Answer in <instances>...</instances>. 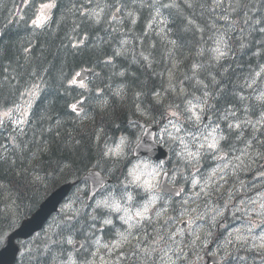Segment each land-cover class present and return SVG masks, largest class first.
<instances>
[{
  "label": "trees",
  "instance_id": "obj_1",
  "mask_svg": "<svg viewBox=\"0 0 264 264\" xmlns=\"http://www.w3.org/2000/svg\"><path fill=\"white\" fill-rule=\"evenodd\" d=\"M49 3L51 16L37 27ZM93 9H103L99 22ZM261 27L264 0H0V113L33 96L21 131L0 127V242L91 168L124 179L126 162L105 153L121 137L134 144L141 123L160 126L192 98L206 101L212 117L228 105L239 116L264 107L250 89L264 69ZM218 41L227 45L219 60ZM82 69L96 73L76 84ZM185 117L177 120L186 125ZM255 142L264 168V130ZM89 229L87 217L69 214L54 243L66 248L69 236L83 239Z\"/></svg>",
  "mask_w": 264,
  "mask_h": 264
},
{
  "label": "rangeland",
  "instance_id": "obj_2",
  "mask_svg": "<svg viewBox=\"0 0 264 264\" xmlns=\"http://www.w3.org/2000/svg\"><path fill=\"white\" fill-rule=\"evenodd\" d=\"M51 8H45L42 9L41 7L39 8V12L36 14V17L34 20H38L40 24L43 23L48 17H50L51 14ZM158 21V20H157ZM220 43H216L215 48L219 47L222 51H224L225 46H223ZM214 48V49H215ZM264 74V71H262L259 75H257V77H255V80L253 81V83L250 85V87H253L256 92H258V96L264 95V76H262ZM257 99V98H256ZM27 102L26 104H24L23 107L17 108V110H15L14 108L9 109L8 111H4L0 114L1 117V121L6 120V122H10L18 131H21L22 128H24V126L27 124V119H28V113H29V109L30 106H33V96L30 95L27 97ZM257 102H262L264 103V101L258 100ZM194 103V104H193ZM192 105H195L197 108V112L199 113V109L200 106L197 105V102H193ZM31 106V108H32ZM195 108V109H196ZM31 110V109H30ZM174 110H168L167 114H166V118L164 119L163 123L160 124L159 126V133H158V139L160 141L161 144H163L164 146H166L167 148L170 149L171 155H170V159L168 161L165 162H154L149 158H143V159H138L139 161H134V164L130 167L129 171L131 169H133L135 167L136 164L141 163L145 160L151 161L153 163V165H163V168L161 170V175L158 177V183L156 184V187L154 189L158 188V184L160 182L161 177L163 176V174L165 173L166 170H170L171 171V180L172 182H179L178 185L181 186V189H183L186 192V189L188 188L189 194L186 192L185 196L187 197V200H194L195 197H197L198 195L195 194V189L196 188H200V186H204L203 183H200L201 178L200 175H197V173H202V171H205V165H204V161L203 159L206 158V161L210 162V159H213L216 164L215 168H212L210 170V174L211 175H218V171L219 170H225L226 168H232L231 172L235 175L238 174V172L240 171L245 178H249L251 180H255V181H259V180H264V171L261 172H255L253 175L254 176H250L247 177V175L249 174L250 171L252 170H258V165H259V161L257 160L258 158V154L257 151L253 150V147L248 145L246 147H244L242 150H236L235 153L232 155V157H230L227 161L224 162H219L218 161V156H216V153L218 152H212L211 150H207V149H202L201 152L203 153L202 156L199 159L198 164H195L194 166H190L188 165V163L186 162V160L184 158H182L179 153L182 150V145L180 144V141L177 140H173L171 139V137L169 136V133H171L172 135H179V136H185L186 140L189 139V137L186 136V133L191 132L194 135H199V132H195V128L199 125H196L192 122L187 121L186 125H183V123L180 122V120H177L176 117H171V112ZM5 112H10L9 116H5L4 113ZM178 113V112H177ZM191 115V113L186 112L185 110L183 112H180V115ZM232 115V114H231ZM258 118L257 119H253V121L256 120L258 121L256 123L257 126H255V122L254 125L252 124V130L256 128H262L264 127V119H262V116H264V109H262L259 114H258ZM234 116V115H232ZM172 119L174 123H178L179 125L182 126L181 128V132L180 133H176L175 128L172 127L171 124L168 123L169 119ZM22 121V122H21ZM206 122L205 125H212L211 122H213V119H209L207 116L204 117L203 119V115H202V123ZM242 123H247V121H243L241 123H235L234 125L232 123H230L231 125H233V128L235 129H240ZM1 124V123H0ZM239 125V128H236L235 125ZM213 125H217V124H213ZM165 129H167V131H165ZM220 136L224 137L223 132H219L218 129V133H217V138L219 139ZM253 135V139L255 138ZM224 139V138H223ZM223 139H219V148H220V143H222ZM125 143L123 146V156L122 157H116V156H112L113 158H117V159H122V160H126L128 157L130 158L131 156V142L128 141L127 139H124ZM121 142V140L119 141V143ZM118 143V144H119ZM253 143V140L252 142ZM254 144V143H253ZM116 146H113L111 148H115ZM190 148L193 152L196 151V145H190ZM185 157L187 156V153L184 154ZM132 158V157H131ZM218 162V163H217ZM211 163V162H210ZM128 171V172H129ZM193 174H195V179H197L199 181V183L197 185H193L192 184V179H193ZM129 176V175H128ZM174 177V179H173ZM211 177V176H210ZM206 179H208L206 177ZM212 180V177H211ZM211 180L209 183V186H211ZM129 181H131V177L129 176V180L127 182H123L122 184V189H123V193L122 194H118V191L116 190L117 186H113L110 189H108L103 195H101L99 197V199H97V201L95 202V204L89 209V213H92L95 210H101L103 212H106V210H111L109 208H105L103 206L97 208V202L100 200H104V199H108L109 203H111L113 200L118 201L121 204V207L124 208L125 206H127L130 209V214L133 215V220L131 221V223L136 224V221L139 220V217H135V212L137 211H143V206L142 207H137L135 206V203L138 202L139 197L142 198L140 199L141 201H144L145 205L146 203H148L147 200V196H145L146 191L143 188H139L136 187L135 185H132L129 183ZM131 187H135L136 189V193H134L133 191L131 192H127L128 189H130ZM154 189L152 191H154ZM159 191V190H158ZM198 191V190H197ZM160 192V191H159ZM77 193H74L73 196L71 197L70 202L67 204V207L65 208L66 213L65 214H60L57 217H54L51 222L47 225V227L45 228V230L36 235L30 242H27L25 245V248L23 249V252L21 255H24V257L27 260V257L30 256L32 253H34L35 247L34 245L38 246L41 243H45V249L44 251L47 252L48 249L51 248V246L53 245V242L55 240V233L57 231V228L62 225L63 222V218L64 216L70 214V213H74L76 215H79L82 212H87L88 210V205L86 204L85 200H82L80 198L77 197ZM161 193V192H160ZM190 193L192 195H190ZM131 194L133 196V200L131 202L128 201L127 199V195ZM165 194H155L153 197H155V201L154 203H152L150 205L149 211L145 214L146 215V219H149L150 216L153 217L156 214V206L162 205V199L166 198L164 196ZM151 197V198H153ZM209 193L207 192V195H203L202 200L200 201H193L194 205L198 208V204H199V209L196 208V212L194 208L190 209V210H182V204L183 201L182 200H178L176 205H178L179 207H174L173 208V214L175 217L181 216L183 213L185 215V217H189L188 216V211L191 212V214L193 215H197L198 216H203L205 217L204 221L202 223H200L202 221V219H199V221H197V219H195L196 225H194L193 227H191L190 225H187L186 227H183V221L181 220L180 223L176 224L177 221H179L180 219L178 218H174L171 217V219H168V221L165 222L164 224V228H163V233H164V238L160 239V235H157L155 238L148 240V235H144L142 238L136 237V229H140L143 225H144V220L141 221V224L139 226H136L132 229V235L128 237V242H120V233H126L128 230V224H125L123 221L124 226L122 228H120L118 230V234H116V239L113 240L112 242L109 241H105L103 239V237L101 235H97L94 239L91 240V242L94 245V248L96 250V253L98 254H105L104 257H100V261L101 263H105V264H128V263H134L137 262L139 263L140 261V257L143 253L147 254L149 253L151 260H154L155 255L158 253V257L160 255V259H162V255L166 256V259H162L163 262L162 264H180V262L182 260L187 259L188 256H190L191 253H193L190 258L195 257L198 254V251H196L197 245L198 244H204L209 242V238L212 236L211 235H206L209 231H212V228L215 226H218L217 221L216 223L213 225L211 224V217L212 216H216L217 212L213 211L212 208H209ZM152 200V199H151ZM198 200V199H196ZM168 205H166L167 207ZM176 208H178L177 211H174ZM236 208V207H234ZM263 209L260 208L257 212V215L255 218L258 221H252L250 222L251 224L255 225V228L258 227V234L256 237V240H252L250 242V246L251 247H255L254 245H258L260 243L259 237L261 235H264V217H263V213H261V210ZM154 211V214H152L151 212ZM164 211H168V210H164ZM257 211V210H255ZM64 212V210H63ZM163 212L162 209L159 210V213ZM150 214V216H149ZM119 217L124 216L125 213L123 211L118 213ZM163 216H165V213H162L158 219L162 218ZM108 217V216H107ZM219 216H217L218 219ZM109 219V218H107ZM157 219V218H156ZM90 220L92 222H95V220H93L92 218H90ZM104 220H102L103 223V227L104 225ZM65 223V222H64ZM63 223V224H64ZM180 225V226H179ZM111 225H109L108 227H110ZM169 229V232H171L170 234L167 235V229ZM183 228V229H182ZM168 232V233H169ZM156 233V232H155ZM155 233H151V235L155 234ZM190 233H194L191 234ZM246 233V227L243 229V233ZM171 234H175L174 239H169V242L172 244V248L168 247L167 245V241H163L165 240L166 236L167 238L169 237V235ZM252 234V233H251ZM251 234H248L249 238H251ZM195 235H199L201 237L200 240H195ZM237 235V234H236ZM235 234H231L228 238L229 239H233L236 236ZM68 239L72 240V236L69 237ZM193 241H195L193 243ZM226 241H224L225 245H226ZM118 242H120L118 244ZM3 241L0 243V245H2ZM91 243V244H92ZM108 244L109 246L105 247L103 246V244ZM73 244V243H72ZM209 244V243H208ZM165 245V246H162ZM235 245V242L234 244ZM227 246V245H226ZM183 247H189L188 248V252L186 255H180V249ZM148 248V249H147ZM256 249H259L258 247H255ZM109 249H111L110 253L111 256L108 258H106L107 256V252L109 251ZM133 249H135V251H132ZM163 249H165L164 251H162ZM173 249V252H172ZM261 252L264 253V250L259 249ZM90 251V247L88 246V244H86L84 242L83 245V249L81 252V255H85ZM187 250L185 249V252ZM128 252V253H127ZM184 252V253H185ZM168 253H170L171 255H168ZM55 255L58 257L60 264H65V260L60 259L59 255L55 253ZM169 256H172V258H169ZM78 258L77 254L74 252L71 253L70 255V259L68 260V262L74 261L75 264H77L76 259ZM137 258V259H136ZM258 259H264V257H257ZM35 260V259H33ZM32 260V261H33ZM55 262V261H53ZM67 262V263H68ZM70 264V262L68 263ZM87 264H91L90 262Z\"/></svg>",
  "mask_w": 264,
  "mask_h": 264
},
{
  "label": "snow or ice",
  "instance_id": "obj_3",
  "mask_svg": "<svg viewBox=\"0 0 264 264\" xmlns=\"http://www.w3.org/2000/svg\"><path fill=\"white\" fill-rule=\"evenodd\" d=\"M51 7H55V4H43L41 5L42 9L45 8H51ZM99 7V5L97 6ZM163 7H169V5H163ZM100 11H103V9H100ZM100 11H96V9H93L90 12V17H93L96 19L97 22H99L100 19ZM117 11H119V9H117ZM131 15V13L129 14ZM135 22V21H133ZM257 24H261V21L257 20L256 21ZM33 24L36 25L37 27L41 26L39 19L38 20H34ZM260 31L264 32V27L260 28ZM222 41H218V43H221ZM225 47H227V45L225 44ZM213 51L216 53L215 59L219 60L220 58H222L223 56L226 55V53L224 51H222L219 47L213 49ZM117 55H119L120 53H116ZM145 59H147V57H145ZM261 71H264V69H261ZM121 75H123V73H121ZM259 75V74H257ZM35 88L38 89L39 85H34ZM117 95L120 94V90L117 91L116 93ZM156 95H159L158 93ZM205 95H207V93H205ZM258 100L264 101V95H261L259 97H257ZM158 102V101H157ZM105 104L107 103V101L104 102ZM204 103L206 104L207 102L204 101ZM188 107L185 109L186 112L191 113V115H188L185 117V119L189 122H192L196 125H200L202 124V113L204 111L203 107H201L200 112L198 113L195 108V105H192V102L189 101L188 102ZM139 107V106H138ZM72 110L73 112L77 111L76 105H72ZM5 116H9L10 112H5L4 113ZM171 117H176L177 119L179 118V113H177L176 111H172L171 112ZM262 119H264V116H262ZM22 122V121H21ZM169 124L172 125L173 128H175L176 133H180L181 132V128L182 126L179 125L178 123H174L173 120L170 118L168 121ZM233 125L229 124V128H232ZM236 128H239V125H235ZM218 129L219 126L218 125H204V127L200 130L199 135H194L191 132L186 133V136L189 137V139L186 140L185 136H179V135H172L171 133H169V136L171 137V139L173 140H179L180 144L183 146L181 152L179 153V155L184 158L186 160V162L188 163V165L190 166H194L195 164H198L200 157L202 156V149H207V150H211L212 152H217L220 150L219 148V139H223V136H220L219 139L217 138V133H218ZM165 131H167V129H165ZM125 141L124 139H121L120 145H124ZM196 145V151L193 152L190 148V145ZM185 153H187V156L185 157ZM123 150L121 149V147L118 145L117 148L115 150H113L112 148H109L108 151L105 153V155L108 156H116V157H122L123 156ZM163 168V165H155L152 168V172L155 175L156 178V184L158 183V177L161 175V170ZM134 169H131L128 172L129 176H132ZM164 175L166 176L167 173L165 172ZM174 179V177H173ZM211 180V177L208 178V180L205 181V184L209 183V181ZM192 184L195 186L199 183V181L197 179H195V174H193V179H192ZM130 184L135 185L136 187L139 188H143L145 191L147 192H151L153 190V188L151 186L144 188L143 184L140 182V178L138 176H134L133 179L131 181H129ZM201 191H204V188H201ZM207 195V193H205ZM127 199L129 202H131L133 200V196L131 194L127 195ZM155 197L152 198L151 201H149L148 203H146L145 205H143V211H137L135 212V217H139L140 219L136 221V224L131 223V221L133 220V215L130 214V209L125 206L124 208L121 207V204L118 201L113 200L111 203H109L108 199H104V200H100L97 202L96 207L99 208L101 206L105 207V208H109L114 212H121L123 211L125 213L124 216H121L120 219L125 223L128 224V230L126 233H120V242H128V237L131 236L132 233V229L136 226H139L141 224V221H143L144 219H146V213L149 211L150 205L152 203H154L155 201ZM223 215L222 212H217L216 216H212L211 217V224H215L217 221V216H221ZM195 219H203V216H198L196 218H194L193 220H190V225L194 224ZM104 224L106 225H110L112 224V220L111 219H105ZM255 228L254 224L249 223L246 226V233L241 234V230H237V235L235 236L234 240L233 239H229L226 241V245H233L234 242L235 244H238L240 247H244L248 244V240H249V236L248 234L253 233ZM194 234V233H190ZM206 235H211V232L209 231ZM231 235V234H230ZM175 234H171L169 235V239H174ZM163 235H160V239H163ZM201 237L199 235H195V240H200ZM260 243L258 245H254L255 247H258L261 250H264V235H261L259 237ZM118 242V244L120 243ZM195 241H193L194 243ZM68 244H72L73 241L71 239H68L67 241ZM105 247H107V245H105ZM223 247V246H222ZM180 255H183V252L181 251L179 253ZM228 255H230V252L228 251L227 248L224 249V258L227 259ZM70 264H75L74 261H70Z\"/></svg>",
  "mask_w": 264,
  "mask_h": 264
},
{
  "label": "flooded vegetation",
  "instance_id": "obj_4",
  "mask_svg": "<svg viewBox=\"0 0 264 264\" xmlns=\"http://www.w3.org/2000/svg\"><path fill=\"white\" fill-rule=\"evenodd\" d=\"M232 153V152H230ZM254 171H250L249 174L247 175V177L253 176ZM231 177V175H228L227 180L229 181V178ZM217 178V177H216ZM216 178H214V180H217ZM234 182L233 185H230V192L232 193V195L234 194L235 197V201L233 203V205L231 207H229V209L234 208L238 205V200L240 198H242V200L244 201V204L241 205V208H244L245 203H248V200L251 199L252 194H253V189L252 187L254 186V184L256 183L255 180H251L248 178H245L244 175L241 176L240 175V171L238 172V174L236 176H233ZM224 182V181H223ZM179 182H172L171 180V184L174 187H178L179 189H181V186L178 185ZM218 184V181L215 182ZM225 183V182H224ZM264 185V184H263ZM219 186V185H218ZM204 188V191H201V188ZM202 187L200 189H198V191H195V194H197L198 196L195 197V199H200V197L206 192L205 186L202 185ZM217 187H213V189H215ZM182 193H183V198L185 197L187 199V197L185 196L186 192L188 191V188L186 189V192L181 189ZM185 192V193H184ZM189 194V192H187ZM213 195L211 196V199L213 201H215V203L217 204H221V201L223 199V196L221 195L220 192L214 191L213 190ZM190 195H192L190 193ZM168 197V200L171 203L170 197L169 195L166 196ZM232 198V197H230ZM152 198L147 197L148 202L151 201ZM174 199V198H173ZM175 200V199H174ZM176 201V200H175ZM226 202V201H225ZM144 204V201L141 203V205L139 207H142ZM138 203H135V206H137ZM170 208L168 211H163V212H156V214L151 217L150 214V218L149 219H145L144 220V225L140 228V229H136V237H140L142 238L144 235H148V240L155 238L157 235H163V226L165 224L166 221H168V219H171V217H173V212L171 211V205H169ZM160 206H156V210L159 209ZM175 211V210H174ZM152 214H154V211L151 212ZM165 213V216H163L162 218L158 219L159 216ZM157 218V219H156ZM197 221H199V219H197ZM189 224L188 221L185 222L184 225ZM167 229V228H166ZM105 230L102 229V227L100 228V231ZM218 236L222 235V233L220 232V227L217 230ZM156 232V233H155ZM169 229H167V235H168ZM151 233H155L153 235H151ZM212 233V231H211ZM167 238V236H166ZM164 241V240H163ZM209 243V244H208ZM168 247H170L169 242H167ZM162 245V246H165ZM250 244H247L244 247H240L238 244L235 245H225L224 249L227 248L228 251L230 252V255H228L227 259L224 258V249L223 247L220 245L219 243V238H214L213 242L211 240V242H207L204 244H198L196 251H198V254L193 257V258H187L185 260H182L180 262V264H264V261L262 260H258V259H254V258H250L251 256H253V251L254 249H250ZM189 247H183L180 249V252L182 251L183 254L185 255V249L188 250ZM148 249V248H147ZM165 249H163L162 251H164ZM132 251H135V249H133ZM82 252V247L76 250V254L78 256V258L76 259L77 264H87V263H91V264H102L100 261V257H104L105 254H98L96 253V250L94 248H91L90 251L85 254V255H81ZM185 252V253H184ZM168 255H171L170 253H168ZM111 256L107 253V256ZM160 257V255H159ZM158 257V253L155 255L154 260H151V257L149 255V253L145 254L143 253L141 255V257L139 258L140 261L139 263L134 262V263H128V264H162L163 260L162 259H166V256L162 255V259H160ZM169 258H172V256H169ZM137 259V258H136ZM105 264V263H103ZM175 264V263H174Z\"/></svg>",
  "mask_w": 264,
  "mask_h": 264
},
{
  "label": "water",
  "instance_id": "obj_5",
  "mask_svg": "<svg viewBox=\"0 0 264 264\" xmlns=\"http://www.w3.org/2000/svg\"><path fill=\"white\" fill-rule=\"evenodd\" d=\"M93 70H83L78 76V80H88L93 75ZM168 150L156 141V127H147L141 137V140L134 148V157H149L154 161H161L168 158ZM168 175H164L162 189L167 194L179 196L176 189L167 185ZM83 181L89 183L88 203H91L95 196L110 182L98 170L89 171L83 178ZM80 181L66 183L57 188L45 201L39 209L30 217L25 219L21 226L9 235L8 240L0 251V264H14L19 254L20 248L16 244L18 239L27 240L34 234L42 230L49 218L58 211L59 206L69 196L73 188Z\"/></svg>",
  "mask_w": 264,
  "mask_h": 264
},
{
  "label": "clouds",
  "instance_id": "obj_6",
  "mask_svg": "<svg viewBox=\"0 0 264 264\" xmlns=\"http://www.w3.org/2000/svg\"><path fill=\"white\" fill-rule=\"evenodd\" d=\"M118 145L123 150L124 145H120V143L117 144L116 147L112 149L115 150ZM153 166H154L153 163L148 160L136 164L135 167L133 168L134 171L132 173V176H130L131 180L133 179L134 176H138L144 188L151 186L154 189L156 187V178L152 172Z\"/></svg>",
  "mask_w": 264,
  "mask_h": 264
},
{
  "label": "bare ground",
  "instance_id": "obj_7",
  "mask_svg": "<svg viewBox=\"0 0 264 264\" xmlns=\"http://www.w3.org/2000/svg\"><path fill=\"white\" fill-rule=\"evenodd\" d=\"M239 100V99H238ZM240 103V102H239ZM234 105V104H233ZM240 105V104H239ZM238 105V106H239ZM242 105V104H241ZM229 106V105H228ZM232 106V105H231ZM226 107V106H225ZM238 108V107H237ZM221 109V108H220ZM222 110V109H221ZM242 110H244V109H242ZM218 111V110H217ZM240 115V114H239ZM49 263V258H43L42 260H41V264H48Z\"/></svg>",
  "mask_w": 264,
  "mask_h": 264
}]
</instances>
